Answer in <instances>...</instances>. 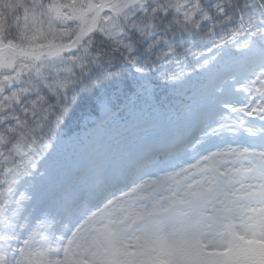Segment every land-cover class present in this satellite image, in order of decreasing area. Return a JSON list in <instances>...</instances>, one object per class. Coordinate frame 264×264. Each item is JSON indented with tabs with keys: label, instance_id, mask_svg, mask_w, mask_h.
<instances>
[{
	"label": "snow or ice",
	"instance_id": "obj_1",
	"mask_svg": "<svg viewBox=\"0 0 264 264\" xmlns=\"http://www.w3.org/2000/svg\"><path fill=\"white\" fill-rule=\"evenodd\" d=\"M0 264H264V0H0Z\"/></svg>",
	"mask_w": 264,
	"mask_h": 264
},
{
	"label": "rangeland",
	"instance_id": "obj_2",
	"mask_svg": "<svg viewBox=\"0 0 264 264\" xmlns=\"http://www.w3.org/2000/svg\"><path fill=\"white\" fill-rule=\"evenodd\" d=\"M141 106L144 107V105L141 102ZM145 111H147V108L145 107ZM121 119H128L130 118L129 112L126 109H123L120 112ZM100 119V113L99 111H95L92 114V117L90 119L81 120L80 124L77 127H74V131L71 132L67 129H61L56 131V133L59 134L60 138H62L65 141H72L77 144L75 146L77 149L80 147H86L88 145H101L103 142V136L101 134H98L97 132V125L96 121Z\"/></svg>",
	"mask_w": 264,
	"mask_h": 264
},
{
	"label": "trees",
	"instance_id": "obj_3",
	"mask_svg": "<svg viewBox=\"0 0 264 264\" xmlns=\"http://www.w3.org/2000/svg\"><path fill=\"white\" fill-rule=\"evenodd\" d=\"M74 127V126H73ZM73 127L69 128V129H72ZM63 128H67V127H63ZM68 129V128H67ZM47 138V137H46Z\"/></svg>",
	"mask_w": 264,
	"mask_h": 264
},
{
	"label": "clouds",
	"instance_id": "obj_4",
	"mask_svg": "<svg viewBox=\"0 0 264 264\" xmlns=\"http://www.w3.org/2000/svg\"><path fill=\"white\" fill-rule=\"evenodd\" d=\"M53 135H55V133H53Z\"/></svg>",
	"mask_w": 264,
	"mask_h": 264
}]
</instances>
